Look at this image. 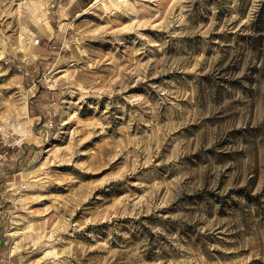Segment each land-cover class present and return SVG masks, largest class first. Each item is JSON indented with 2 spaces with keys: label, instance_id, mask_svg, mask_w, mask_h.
<instances>
[{
  "label": "rangeland",
  "instance_id": "1",
  "mask_svg": "<svg viewBox=\"0 0 264 264\" xmlns=\"http://www.w3.org/2000/svg\"><path fill=\"white\" fill-rule=\"evenodd\" d=\"M0 264H264V0H0Z\"/></svg>",
  "mask_w": 264,
  "mask_h": 264
}]
</instances>
